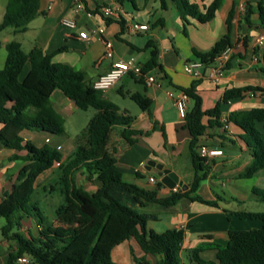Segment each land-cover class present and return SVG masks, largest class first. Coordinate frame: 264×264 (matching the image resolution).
<instances>
[{
    "label": "crops",
    "instance_id": "1",
    "mask_svg": "<svg viewBox=\"0 0 264 264\" xmlns=\"http://www.w3.org/2000/svg\"><path fill=\"white\" fill-rule=\"evenodd\" d=\"M134 1L135 5L126 1L119 3L117 0H39L38 15L28 22L24 31H15L12 27L3 29V32L7 31L8 37L5 41L0 40V46H5L11 40L18 41L24 52H28L34 46H39L44 52L52 54V61L66 63L74 69L83 71L85 83L91 84L94 79L109 69L113 61L133 57L143 65L150 55V49H145V44L150 40L153 41L158 47V64L162 69V71L157 69L148 71L154 76L155 81L147 84L144 77L138 79L125 74L105 90L103 96L118 106L120 114L132 117L129 125L131 129L140 131L131 136L134 139L133 143H127L121 137V130L126 126L112 127L108 146L115 149L116 164L123 179L127 175L125 181L144 189H153L157 182H161L162 185L157 194L162 197L169 194L174 186L183 191L188 189L194 175L192 165L191 170H187V167L183 166L180 161L183 158L191 164L188 148L190 136L183 127V117L180 116L175 104V97L181 91L177 87H188L193 81L184 71V63L196 59V52L208 51L226 33V18L229 11L233 9L230 20L233 53L227 70L217 83L206 76L199 79L197 92L202 98L203 109H208L221 99L226 89L254 85L262 90L250 91L241 98L222 103L221 115L228 116L232 111L264 107V43L255 44V39L264 30V25L257 13V0L250 1L253 12L248 22L244 19L245 0H222L214 17L204 23L188 15L182 18L173 0H165V8L161 7L160 0ZM188 1L196 4L200 11H203L204 7L211 2V0ZM105 5L119 6L122 9L120 17H113L110 21H106L101 13V8ZM4 11L5 8L2 17ZM62 17L74 18L76 27L70 29L62 25ZM121 19L124 21L123 28L119 23ZM133 24H147L149 28L140 36L134 37L128 32L129 25ZM92 29H96L94 36L87 41L80 39L78 35L80 31L90 34ZM105 42L110 43L111 57L104 55ZM168 91L172 93L171 96L168 95ZM134 93L144 94L151 99L148 111L138 106L131 97ZM50 101L55 110L64 118L63 130L84 129L96 113L93 108L79 109L59 89L53 90ZM191 105L192 102L188 100L187 110ZM258 126L264 131L263 123ZM242 133V130L230 124L227 132L220 127L207 128L199 140L200 145L222 151L221 154L206 158L208 171L204 178L205 183L197 188L200 196L204 199L216 200L218 207L181 198L171 207L148 204L138 209L139 212L156 215V219L147 221L148 229L156 232L169 228L183 230L181 254L184 264H192L186 257L190 249L204 245L199 255L203 259H215L216 249L207 246L208 244L213 242L225 244L230 229L245 230L257 228L261 224L259 220L242 219L234 214L237 211H250L244 210L243 204L252 199L242 186L236 184L244 178L241 174L252 160L246 144L241 139ZM78 134L74 132L67 140H60L48 132L30 130L21 132L24 140H30L37 146L50 144L61 153L60 161H54L48 169L38 175L34 182L33 193L36 194L40 183L46 182L49 187L46 189L44 187L46 183H42V192H44L42 196L45 199L49 198L54 187L59 193V200L64 203L59 181L60 167L73 158L76 150L74 137ZM13 153L14 150L11 149H0V200L5 193L10 191L17 172L23 164L21 161L9 160ZM17 153L24 155L23 151ZM147 160L155 165H161L162 169L167 171V183H163L155 172L147 169L145 166ZM215 174L229 189L224 197L218 196L212 190L211 182L214 184L217 181H214ZM150 175L154 176V183L148 181ZM251 177L256 178L255 183L250 186L251 191L253 187L264 189V167ZM52 180L56 182L55 186L50 184ZM85 180L92 185V188L85 186ZM76 182L89 192H93L99 186L94 178L87 180L79 172L76 174ZM47 191L50 192L49 195L45 193ZM43 206L53 207V211L56 212V205H52L49 200H45ZM76 219L77 217L73 216L75 223ZM29 221L37 229L35 222L30 219ZM155 221H163L165 223L163 228L162 226L156 227L153 223ZM132 241L137 246L132 238L121 243L126 245L124 253L127 256L130 248L133 249ZM10 244V241L0 238V264L4 262L3 252ZM113 251L116 256L121 255L118 245ZM146 261L148 264L155 263L149 256Z\"/></svg>",
    "mask_w": 264,
    "mask_h": 264
},
{
    "label": "trees",
    "instance_id": "2",
    "mask_svg": "<svg viewBox=\"0 0 264 264\" xmlns=\"http://www.w3.org/2000/svg\"><path fill=\"white\" fill-rule=\"evenodd\" d=\"M117 1L135 5L134 0ZM173 1L182 18L188 15L201 23L211 20L222 4V0H211L200 11L196 4L188 0ZM250 1L245 0L244 4V19L247 22L253 12ZM160 5L165 8V0H160ZM256 9L264 25V0L256 1ZM38 13L39 0H6L0 31L6 27L24 31L28 22ZM232 15L233 9L226 18V33L208 51L196 52L197 58L210 63L222 49L232 46ZM103 17L106 21L111 20V17ZM119 23L123 28V19ZM5 49L4 64L0 68V149L14 150L9 160L21 161L23 164L10 191L0 200V217L5 219L0 232L3 239L11 242L3 264H15L23 255L28 256L32 264H115L111 257L113 249L131 238L145 254L156 256L154 264H184L181 254L183 230L169 228L156 232L148 229L147 221L156 219V215L139 212L138 209L148 204L171 207L181 198L218 207L216 200L204 199L197 193L199 183L208 171L206 158L198 152L201 146L199 140L207 128L221 126L219 118L222 103L262 89L254 85L228 88L213 107L203 109L202 98L197 92L199 79H193L188 87H177L192 102L183 115V127L190 136L188 148L194 175L188 189L183 191L178 188L160 197L157 191L161 182H157L153 189H144L125 181L116 164L115 149L108 146L115 125L126 126L121 130V137L127 143H133L131 136L140 131L129 127L131 116L120 114L118 106L105 98L103 92L85 83L83 71L66 63L52 61V54L44 52L41 47L34 46L24 52L18 41L11 40L6 43ZM145 49H150V55L143 64V70L162 71L158 64L157 45L150 40L145 44ZM55 89L62 91L79 109L96 110L85 128L74 137L76 150L73 158L60 167L59 181L64 203L56 209V213L71 210L73 216L77 217L76 223L68 227L49 223L39 207L32 202L36 178L54 161H60L61 153L50 144L37 146L30 140H24L21 135L24 130L64 134V118L50 101V95ZM131 97L142 110L148 111L151 105L149 97L141 93H134ZM228 120L243 132L241 139L252 160L241 177L249 178L264 167V131L258 126L264 124V107L232 111ZM163 136L165 139L164 133ZM20 151L24 155L17 153ZM78 172L87 180L94 178L99 183L96 190L89 192L78 184ZM252 193L264 202V189L253 187ZM234 214L242 219L259 220L261 224L257 228L245 230L230 229L225 244H208L216 249L215 259H203L199 255L204 245L190 249L186 253L190 262L264 264V211H237ZM24 219L35 222V232L28 230L24 233L20 230ZM130 253L137 264H148L144 259L139 261L142 259L135 257L131 248Z\"/></svg>",
    "mask_w": 264,
    "mask_h": 264
},
{
    "label": "built area",
    "instance_id": "3",
    "mask_svg": "<svg viewBox=\"0 0 264 264\" xmlns=\"http://www.w3.org/2000/svg\"><path fill=\"white\" fill-rule=\"evenodd\" d=\"M101 13L105 17H120L122 13V9L119 6H110L105 5L101 8ZM61 23L67 28L74 29L76 27V20L74 18L62 17ZM147 24H133L129 25L128 32L130 35L137 37L142 34V32L148 30ZM96 34V29H92L91 33L88 34L85 31H80L78 33L80 39L87 41L91 36ZM264 43V30L259 33L255 39L256 45H261ZM106 51L104 53L105 56L111 57V46L109 42H105ZM233 53V47L227 46L222 49L210 63H205L199 58L188 60L184 63V71L192 78V79H201L204 76L209 78L213 82H219L221 78L224 76L228 62ZM125 74H130L136 78L144 77L147 84H152L155 81L153 75L149 74L148 71L143 70V65L137 62L133 57H129L125 60H116L113 61L109 67V69L100 74L96 79H94L91 83V86L104 92L108 88H110L114 83ZM159 85V84H158ZM168 95H172L170 91L167 92ZM188 101V96L180 91L178 95L175 97V104L179 111L181 117H183L186 110V103ZM221 123L220 128L223 131L229 130L230 122L228 120V116L221 115L219 118ZM198 152L201 156L207 158L208 156L221 154L222 151L216 148H210L204 145H201L198 149ZM148 181L151 183L155 182V178L153 175L148 177ZM178 188L174 186L172 191H176ZM17 264H32L30 258L26 255H23L17 259Z\"/></svg>",
    "mask_w": 264,
    "mask_h": 264
},
{
    "label": "rangeland",
    "instance_id": "4",
    "mask_svg": "<svg viewBox=\"0 0 264 264\" xmlns=\"http://www.w3.org/2000/svg\"><path fill=\"white\" fill-rule=\"evenodd\" d=\"M5 4H6V0H0V21L2 18V13L3 10L5 8ZM243 8V7H242ZM8 37V33L7 31L3 32L0 31V40L1 41H5L6 38ZM6 56V49L5 46H0V67L3 66V60L5 59ZM142 60V58L140 59ZM138 62V61H137ZM3 63V64H2ZM132 81V80H130ZM65 132L63 135H55V138H58L60 140H67L68 138L72 137V134H74V132H78L80 133L83 129H64ZM180 161L182 162L183 166L187 167V170H191V164L189 161L184 160L183 158L180 159ZM214 181H216L214 184L211 182L212 184V190L213 192H215L218 196L220 197H224V194H227L229 192V189L226 185H223L222 182L220 181L219 177L217 174H215L214 176ZM124 179L127 180V175L124 176ZM256 178L254 177H250V178H242L241 180H239V182H237L236 184H238L239 186L243 187V190L245 192H248V194L250 195V197L252 199H250L249 201H247L246 203L243 204V209L244 210H250V211H264V202L261 200H257V198L255 199V196L253 195L250 186L253 185L255 183ZM51 185L55 186V181L52 180L50 181ZM43 184H45L46 182H42ZM42 183L39 184V186L37 187V191L36 194L33 193L32 194V202H36V205L40 208V210H42V214L44 215L45 219L53 224V225H72L75 223V221L73 220V212L70 210H61L59 214H57L55 212V210L53 211V207H45L43 206V203L45 202V200H49L51 202L52 205H56V208L60 207L63 203L61 200H59V193L57 191H55L56 189H54V187L52 188V193L51 196L49 198H46L44 196H42V194L44 192H42ZM202 183H205V180H201L199 185H201ZM85 186H88V188H92V185H89V183L86 182V180L84 181ZM91 186V187H89ZM46 189L48 186V184L46 183V185L44 186ZM47 195L50 194V192H45ZM36 199V200H35ZM55 208V209H56ZM250 222H252L253 220H249ZM156 227H160L165 224L163 221L162 222H153ZM5 224V219L3 217H0V228L2 225ZM33 226L29 219H24L22 222V226L20 228V230L24 233L28 232V230H31L32 232L36 231V227ZM0 238H2L1 232H0ZM134 242H131V245L133 247V255L137 258H141L142 260L139 261H143L146 260V258L149 256L154 262L156 260V256H150L149 254H145L143 251H141L139 248L137 249V246L135 244H133ZM119 250L121 251V255H117L115 254V252L113 251L111 253V257L112 260L115 264H137L134 260H133V256L131 253H129V255L127 256L124 251H126V245L125 244H119ZM8 251V248L3 252V255H6ZM1 252V251H0ZM2 254V253H1ZM194 264V263H192Z\"/></svg>",
    "mask_w": 264,
    "mask_h": 264
},
{
    "label": "water",
    "instance_id": "5",
    "mask_svg": "<svg viewBox=\"0 0 264 264\" xmlns=\"http://www.w3.org/2000/svg\"><path fill=\"white\" fill-rule=\"evenodd\" d=\"M145 166L147 167V169L155 172L157 176L161 178L160 180L163 183H167V177H168V175H166L167 171L162 169L161 165H155L152 161L147 160L145 162Z\"/></svg>",
    "mask_w": 264,
    "mask_h": 264
}]
</instances>
